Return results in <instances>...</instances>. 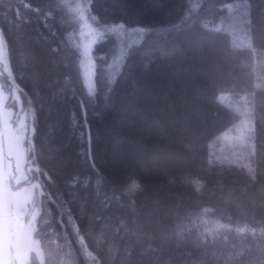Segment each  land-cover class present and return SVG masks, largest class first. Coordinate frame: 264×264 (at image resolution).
Returning a JSON list of instances; mask_svg holds the SVG:
<instances>
[{
    "label": "trees",
    "instance_id": "1",
    "mask_svg": "<svg viewBox=\"0 0 264 264\" xmlns=\"http://www.w3.org/2000/svg\"><path fill=\"white\" fill-rule=\"evenodd\" d=\"M76 1L0 0V91L26 121L11 188L40 187L27 264H264V0H79L91 92ZM236 4L248 47L216 29Z\"/></svg>",
    "mask_w": 264,
    "mask_h": 264
},
{
    "label": "rangeland",
    "instance_id": "2",
    "mask_svg": "<svg viewBox=\"0 0 264 264\" xmlns=\"http://www.w3.org/2000/svg\"><path fill=\"white\" fill-rule=\"evenodd\" d=\"M72 10L80 24L79 35L84 54L80 66L82 80L86 90L91 92L93 89L94 66L90 57V50L99 39L100 33L88 21L85 4L77 0ZM246 14L247 10L244 4L231 5L227 7L226 20L216 25V29L224 30L232 35L235 46H249L246 35L241 33ZM109 31L116 32L122 41L133 34V31H126L120 26L111 27ZM3 51L4 49L0 43V61L2 64H4ZM117 51H120V48ZM7 98V95L2 94L0 91V129L5 157L11 264H27L32 254L42 261L39 244L32 237L38 216V208H31L32 201L40 194V187L36 182H33L16 190L11 188V185H16L26 178L24 170L25 151L23 148L26 121L25 115L22 113L14 118L13 110L5 107ZM13 98H17L14 91ZM219 100L222 103H226L227 97L221 96ZM243 101L244 99L242 98L241 102ZM13 119L14 122H11ZM250 134L251 126L244 122L239 126L237 134H224L220 137V140L225 146H241L248 142Z\"/></svg>",
    "mask_w": 264,
    "mask_h": 264
},
{
    "label": "water",
    "instance_id": "3",
    "mask_svg": "<svg viewBox=\"0 0 264 264\" xmlns=\"http://www.w3.org/2000/svg\"><path fill=\"white\" fill-rule=\"evenodd\" d=\"M89 146V135H88ZM10 229L7 205V185L5 176V157L0 129V264H11Z\"/></svg>",
    "mask_w": 264,
    "mask_h": 264
}]
</instances>
